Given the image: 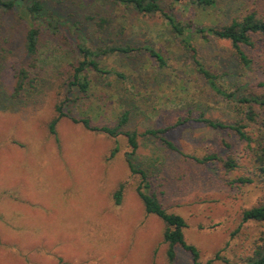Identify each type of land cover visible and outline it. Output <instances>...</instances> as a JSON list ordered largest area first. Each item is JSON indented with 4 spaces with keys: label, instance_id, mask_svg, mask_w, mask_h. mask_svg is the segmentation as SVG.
<instances>
[{
    "label": "rangeland",
    "instance_id": "1",
    "mask_svg": "<svg viewBox=\"0 0 264 264\" xmlns=\"http://www.w3.org/2000/svg\"><path fill=\"white\" fill-rule=\"evenodd\" d=\"M29 1L21 0L9 12L0 8V264H167L164 224L145 212L138 196L141 177L129 169L127 138L88 131L67 117L57 126L60 145L48 133L56 103L68 89H61L60 84L68 78L70 65L80 58L77 38L72 36L75 30L92 45L117 41L139 50L132 56L111 53L101 58L102 67L112 73L90 71L89 95L79 93V103L71 101L65 110L89 116L100 125L114 123L122 111L129 110L127 129L140 133L175 124L191 114L190 121L166 135L178 151L152 136H143L136 165L149 173L151 190L164 207L185 218L186 240L198 248L202 262L221 251L229 262L222 258L215 264H246L244 258L251 253L254 237L264 224L246 223L236 235L232 233L239 228L245 209L264 202V185L257 179L232 183L239 177H255L247 144L227 129H214L195 119L204 112L231 122L236 113L196 71L182 37L172 32L161 13H139L115 0H41L46 10L38 67L32 72L36 86L16 98L12 96L14 76L23 54L25 5ZM263 3L218 0L209 10L171 0L163 5L184 22L211 26L227 24ZM51 13H58L60 28L70 44L62 34L49 31ZM101 17L111 19V24L99 33L95 22ZM77 21L82 23L78 29ZM191 40L200 59L220 76L219 83L232 90L240 65L231 42L210 34ZM145 46L160 51L167 64L161 66ZM116 71L124 76L113 73ZM249 131L255 134L256 127ZM212 152L225 159L234 156L237 167L229 170L222 162L202 164L195 159ZM38 176H53L58 185L47 182L49 188L43 190V179ZM121 183L123 202L116 205L113 192ZM65 185L71 190L68 204L62 203L64 209L60 210L51 200L57 197L54 187ZM18 186L24 200L14 197ZM11 213L13 218L19 214L26 224L38 221L41 215L51 221L50 228H37L39 233L13 228ZM177 262L193 264L183 249H178Z\"/></svg>",
    "mask_w": 264,
    "mask_h": 264
},
{
    "label": "trees",
    "instance_id": "2",
    "mask_svg": "<svg viewBox=\"0 0 264 264\" xmlns=\"http://www.w3.org/2000/svg\"><path fill=\"white\" fill-rule=\"evenodd\" d=\"M117 3H123L127 7H131L139 13L143 14H156L161 13L167 20L172 32L182 37V43L187 47L188 51L194 60L196 71L209 83L211 88L226 101L233 105L236 113L235 118L231 122L222 119L212 118L206 116L204 112L200 114L196 120L205 123L207 126L214 129L229 130L230 133L236 135L240 140L247 144L248 155L255 169V177L243 176L236 178L232 183H252L256 179L264 185V3L261 7H254L249 12L234 17L227 24L217 25H200L193 22H184L181 20L177 13L170 11L164 7L163 2L166 0H115ZM172 2H181L186 5L200 7L203 10H209L211 7H216L218 0H171ZM21 0H0V8L6 12L11 11ZM45 6L41 0H31L25 5V13L27 15V27L24 36L23 54L20 62L15 71V85L12 91L13 97H20L25 92L30 93L36 86V80L32 74L33 70L38 67L39 62V47L42 33V22L44 19ZM51 21H48L49 31L53 34H62L67 44H70V38L60 28L61 19L58 13H51L49 16ZM76 29L82 23L77 21L75 23ZM96 29L99 33L102 32L108 25L111 24V19L101 17L99 21L95 22ZM76 31V30H75ZM73 31L72 36H76V48L80 54V58L76 63H72L69 70L68 78L60 84L61 89L65 91L63 99L56 103V113L48 122V133L50 136L55 137L56 142L60 145L58 137L57 126L60 120L64 117L70 118L74 123L81 124L88 131L98 133L102 132L111 137L124 136L127 138L131 151L127 153V163L132 174L140 175L141 182L136 188L138 196L140 197L147 214H153L161 219L164 224L163 240L168 245L167 248V264H178L177 254L178 249H183L192 257L193 264H215L216 261L224 259L229 262V259L217 252L215 256L205 263L202 262L200 251L198 248L187 242L185 237V228L188 226L185 218L174 212L168 211L157 194L152 191V181L149 173L136 165L135 158L138 149L140 148V138L143 136L154 137L164 146L170 150L178 151L177 145L170 140L166 135L167 133L180 126L185 122L192 119L191 114L186 119H179L175 124L151 128L140 133L136 129H127L130 121V111L124 110L118 115V119L111 124H94L89 116L79 117L71 111L65 110L66 106L73 102L77 105L82 98V95H89L92 80L89 72L95 71L100 74H111L112 71L102 67L100 62L101 58L108 56L111 53H118L124 56H132L139 47L133 46L130 43H122L112 41L110 43H102L92 45L88 39L81 35L78 31ZM78 32V33H77ZM208 34L219 38L228 40L232 44L233 53L240 65V72L236 74L235 80L232 81V90L226 88L219 83L220 76L214 73L207 65L200 59L198 49L192 38L200 40L201 38L208 37ZM196 37V38H195ZM151 56L155 57L161 66L167 64L165 56L152 46H145ZM118 76L123 77V73L116 71L113 72ZM69 92V95H67ZM72 93V96H70ZM80 93V94H79ZM189 113L191 111L189 110ZM256 127L255 134L249 131L250 127ZM227 147H231L226 143ZM119 148L113 150L114 155ZM196 161L200 163L207 162H222L224 166L232 170L237 167L238 162L234 156L229 155L228 158L220 156L216 152L204 155L203 157H195ZM68 173V172H67ZM68 177V176H66ZM64 179H67V178ZM42 178L43 190L49 187L46 183L56 184V178L53 176H38ZM69 178V177H68ZM75 184V182H73ZM58 185V184H56ZM55 185V186H56ZM69 185V184H68ZM68 185L62 186L60 189L57 187V197L51 200V203L58 207L62 203L68 204ZM51 187V186H50ZM26 191V190H25ZM15 198H25L22 195V189L18 186L16 189ZM3 191L0 192V200L2 199ZM55 195V194H54ZM124 196V183H121L113 192V198L116 205L123 202ZM62 200V201H60ZM35 204V203H34ZM64 206H60L63 210ZM13 213V212H12ZM10 218L15 222L13 228H31L32 233H39L37 228H50L51 221H46L41 215L38 221L24 223L23 218L17 214L16 218ZM50 222V223H49ZM246 223H259L264 224V202L260 205L253 206L245 209L242 213V222L239 228L232 233L236 235L242 226ZM49 224V225H48ZM37 229V230H36ZM251 253L244 258L246 264H264V228H261L259 234L254 237ZM71 264V263H66Z\"/></svg>",
    "mask_w": 264,
    "mask_h": 264
}]
</instances>
